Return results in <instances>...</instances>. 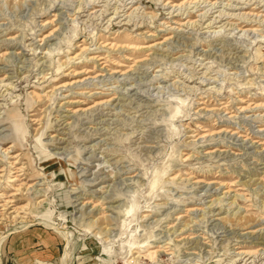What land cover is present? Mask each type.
Masks as SVG:
<instances>
[{
    "label": "rangeland",
    "instance_id": "374dc122",
    "mask_svg": "<svg viewBox=\"0 0 264 264\" xmlns=\"http://www.w3.org/2000/svg\"><path fill=\"white\" fill-rule=\"evenodd\" d=\"M0 264H264V0H0Z\"/></svg>",
    "mask_w": 264,
    "mask_h": 264
},
{
    "label": "bare ground",
    "instance_id": "6f19581e",
    "mask_svg": "<svg viewBox=\"0 0 264 264\" xmlns=\"http://www.w3.org/2000/svg\"><path fill=\"white\" fill-rule=\"evenodd\" d=\"M153 46H154V44H151V45H150V47H153ZM17 171H18V170H17ZM10 195H11V194H10ZM190 209H191V208H190ZM237 253H240V254H241V253H243V252H242V251H239V252H237Z\"/></svg>",
    "mask_w": 264,
    "mask_h": 264
}]
</instances>
